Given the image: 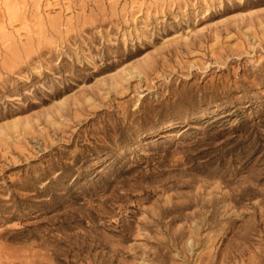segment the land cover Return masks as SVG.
<instances>
[{"label":"rangeland","instance_id":"1","mask_svg":"<svg viewBox=\"0 0 264 264\" xmlns=\"http://www.w3.org/2000/svg\"><path fill=\"white\" fill-rule=\"evenodd\" d=\"M262 197L264 0H0V264H264Z\"/></svg>","mask_w":264,"mask_h":264},{"label":"bare ground","instance_id":"2","mask_svg":"<svg viewBox=\"0 0 264 264\" xmlns=\"http://www.w3.org/2000/svg\"><path fill=\"white\" fill-rule=\"evenodd\" d=\"M259 204H264V197H262L261 198V200L258 202V205ZM258 207V206H257ZM261 211H262V209H261ZM257 214V213H256ZM261 214H263V213H261ZM260 214V215H261ZM193 216V215H192ZM264 216V215H263ZM256 217V216H255ZM206 218H208V217H206ZM254 219V218H253ZM205 220V219H204ZM203 220V221H204ZM207 220V219H206ZM252 220V219H251ZM199 221V220H198ZM255 221V220H254ZM258 222V221H257ZM260 222V221H259ZM199 223H201V222H194V231H191V233H190V242L189 243H187L186 245H187V247H191V249L194 247V246H198V244L196 243V238H195V236H194V232L195 233H197V232H199V231H202V230H208V231H210L212 228L210 227V226H206V228L205 229H203V226H199ZM260 223H262V222H260ZM252 224V223H251ZM253 225H255V224H253ZM249 226V225H248ZM260 226H261V224H260ZM213 227V226H212ZM255 227V226H254ZM214 228V227H213ZM262 229H263V227H261ZM240 233V232H239ZM170 235H171V238H172V241L174 240V238L176 239L177 237H179V233L177 234L176 233V231H173L172 233L170 232ZM240 236V235H239ZM242 237V236H241ZM244 237V236H243ZM209 238H211L210 236H208V241H210L211 242V240L209 239ZM213 238V237H212ZM213 240V239H212ZM186 247V248H187ZM188 250H189V248H188ZM210 253V252H209Z\"/></svg>","mask_w":264,"mask_h":264}]
</instances>
